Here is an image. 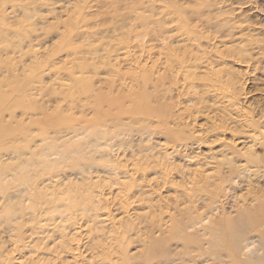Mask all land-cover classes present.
<instances>
[{
    "label": "rangeland",
    "instance_id": "rangeland-1",
    "mask_svg": "<svg viewBox=\"0 0 264 264\" xmlns=\"http://www.w3.org/2000/svg\"><path fill=\"white\" fill-rule=\"evenodd\" d=\"M104 1L116 0H0V23L7 24L0 30L8 29L0 33V91L9 92L5 81L17 87L12 98L29 97L24 105L37 109L25 115L19 108L1 109L4 131L21 125L39 136L40 125L33 121L44 108L63 127L65 147L108 136L99 148L105 154L84 174H77L71 159L46 172L21 164L8 154L13 138L0 139V185L9 197L23 187L19 171L28 166L31 177L11 200L0 189V264H157L150 237L165 236L163 230L179 221L190 205L185 194L207 192L203 180L218 174L221 151L234 146L245 153L251 147L264 156L259 149L264 128L255 127L264 124V0H136L138 11L126 7L116 15L101 6ZM207 2L223 8L229 20L220 18L217 28L195 23L202 40L188 41L179 34L180 14L172 10ZM170 10L165 48L151 41L147 23L161 24ZM127 12L131 16L123 22ZM89 84L95 100L106 95L114 101L108 115L81 93ZM83 124L87 131L70 133ZM42 144L37 139L31 150ZM254 163L239 193L247 196L250 185L251 204L264 184V177L252 173L258 169ZM38 193L43 200L36 199ZM12 209L17 218L11 223H24L21 235L3 224L1 216ZM247 255L249 250L242 257Z\"/></svg>",
    "mask_w": 264,
    "mask_h": 264
},
{
    "label": "bare ground",
    "instance_id": "bare-ground-1",
    "mask_svg": "<svg viewBox=\"0 0 264 264\" xmlns=\"http://www.w3.org/2000/svg\"><path fill=\"white\" fill-rule=\"evenodd\" d=\"M135 1L136 0L104 1L100 2V4L101 6L112 8L109 10V14L116 15L119 14L120 10L126 7L132 9L133 12L138 11ZM215 6L217 5L207 2L200 8L191 7V9H186L176 7L172 10L174 13L180 14L178 20L183 24L182 28L179 29V34L182 33V36L188 41L202 40V36L196 34L197 30L195 23H200L204 20L208 23V26L217 28L220 18L226 21L229 20L223 17L225 13L224 9H218L217 7L215 8ZM172 11H168V17L161 20V24L157 26L154 21H148L147 23L148 32L151 33V41H153V43L159 42L165 48H167L165 40L170 39L167 37V34L172 31V28L167 25L169 18H173L170 14L173 13ZM100 13L105 14V17L109 15L106 13V10L100 11ZM130 16L129 12H127L122 19L123 22L129 19L128 17ZM0 18H4V15ZM137 18L139 20V13ZM0 24H5L7 26L5 22ZM178 26L180 27V24H178ZM2 28H4L6 32L1 29L0 33L5 36L8 29L6 27ZM175 29L178 28L176 27ZM23 30L24 28H22L21 31ZM218 32L219 31H216V33ZM20 34L22 35V32ZM2 35H0V37ZM19 44L21 45V41L16 45L18 46ZM97 50H99V48H92L88 53L89 55H94V53H97ZM81 59L82 66H86V57L84 59L83 56ZM194 59L196 62L201 61L198 56ZM186 63L187 62L184 61L181 67H184ZM1 64L2 62L0 65ZM1 68L0 66V70ZM4 85L9 87V92L0 91V111L1 109L13 111L19 108L25 115L30 113L32 109L37 110L33 108L31 104L28 106L26 104L24 105V99L27 101L29 97L21 98L19 96L12 98L11 94L17 90V87L11 88L10 84H7L5 81ZM22 92L23 90H20V94ZM81 93H84L85 96L90 99V103H88L89 99L86 103L92 105L95 110L97 108L99 114L101 113L105 116L110 113V105H112L114 101L107 98L109 96L104 95V99L98 97L95 100L93 94L94 88L91 84L81 87ZM102 105L105 108L104 110L102 109ZM38 110L39 111L35 114H40L42 117L34 119L33 122L40 125L41 133L39 136L33 135V131L30 129L26 130L27 127L22 128L21 125L19 130L9 128L6 131H4L3 127L0 125V139L9 138L11 140L13 138L11 140L13 149L12 152L8 154H12L13 157L21 159V164L41 166L43 171L46 172L47 168H53L57 163L60 164L65 160L71 159L75 161L73 167L75 170H78L77 174H84L87 169L95 166L93 160L96 157L98 158L105 154L99 151V148L108 140L106 134L96 140V142L86 138L75 145L65 147V145L60 144L63 127L58 129L60 125L58 119H53V116L47 113L44 108H38ZM121 111L123 112V110H120V112ZM152 111L153 114L157 112V110ZM131 114H133L132 116H136L138 110L131 111ZM252 125H254V122H252ZM47 126H50L52 130L49 131ZM256 126L257 128H264V124H258L255 125V127ZM88 127L89 126L86 127L84 124L75 125L70 127V133H76L80 129L81 132L84 130L87 131ZM97 131L98 130L92 131L90 134L86 133V135L89 137L92 134H96ZM37 139H41L45 144H42L39 151L34 152L31 149L32 145L37 142ZM22 141L24 142L22 143ZM15 143L21 144L20 147H16L14 145ZM61 146L65 148L63 151L66 152L61 153L62 155L60 157L54 158L53 155ZM232 147L233 149H231V151H226V149L221 151V155L224 156V159L217 162V168L219 169L218 174L207 176L203 180L206 185L205 187L208 188L207 192L193 195L185 194L184 198L190 205L181 210L179 221L175 222L174 220L173 223L163 230V233H166L165 236L150 237L151 258L157 262V264H264V253H259L260 251H264V184L260 187L258 186V188H260L258 191L261 194L251 198V200L255 202L253 204L248 202V198L250 197L249 190L251 189L250 185L248 187L247 196L244 194L241 196L239 195L240 191L245 188L243 186L244 177L246 178V175L250 174L251 170L248 165L250 162H256L254 166L256 165L258 168L254 171L252 167L254 176L259 178L264 177V156H256L251 147H249L248 150L245 149V153L235 149L234 146ZM262 148L264 149V136L259 149ZM91 153H97V155L92 156ZM217 155L218 153H215L212 158L217 159ZM245 156L247 157V162L245 164L239 163L238 161H242ZM16 169L17 168H14L13 170ZM24 170L25 172L19 171L20 173L17 171L19 173V182L23 186L17 193L13 195L10 194L9 197V194H7L8 188L0 185L1 191L7 194L8 200L19 195V193L26 188L23 182L27 181V179H31L27 174L29 173V167H25ZM35 197L36 199H42L41 193L36 194ZM74 199L75 195L72 194L71 201ZM74 201L75 203L72 206L75 207L77 200ZM66 202L67 201L63 200V203ZM191 202L195 205H191ZM50 203H52V201H50ZM81 209L84 211L88 210L85 206H82ZM12 211H8L5 215L1 216L3 222H6L3 224L6 230L21 235L23 234L21 229L24 223H11L12 219L17 218L16 211L14 209H12ZM19 230L20 232H18ZM252 245L254 247H252ZM246 250H249L250 255L243 258L242 255ZM1 253L0 250V256Z\"/></svg>",
    "mask_w": 264,
    "mask_h": 264
}]
</instances>
